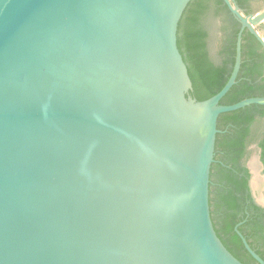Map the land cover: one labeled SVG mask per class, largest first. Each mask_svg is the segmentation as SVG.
Here are the masks:
<instances>
[{"label":"water","instance_id":"water-1","mask_svg":"<svg viewBox=\"0 0 264 264\" xmlns=\"http://www.w3.org/2000/svg\"><path fill=\"white\" fill-rule=\"evenodd\" d=\"M192 1L0 0V264H243L210 176L219 118L264 106L221 105L243 32L264 48V8L224 0L236 65L199 102L178 48Z\"/></svg>","mask_w":264,"mask_h":264},{"label":"trees","instance_id":"trees-1","mask_svg":"<svg viewBox=\"0 0 264 264\" xmlns=\"http://www.w3.org/2000/svg\"><path fill=\"white\" fill-rule=\"evenodd\" d=\"M236 2L241 8L246 7L249 10L252 9L251 6H249V0H236ZM211 4L214 5V10L212 9ZM216 16H221L223 18L224 24L222 30L230 32V35L227 36V48L229 49L230 54L226 58L221 57L220 54H218V57L211 55V49L214 48V45H212L213 43H209L210 39H208V37L210 36V29L212 26L211 19ZM240 28L241 25L231 16L228 8L224 5L223 0H193L184 13L179 24L178 48L187 65L189 77L193 84L191 96L199 102L214 97L227 84L232 72V68L229 69V66H233L235 62L236 43L238 33L241 30ZM245 40L255 45L254 50L248 54H246L244 51V45H242L243 56H247L251 61L242 65L237 85L234 86L224 97L221 101V105L230 106L246 99L264 97V93L254 92L255 86L250 85L243 79L244 77H248L254 81L256 78L260 77L261 71L258 68L254 69L253 66L260 64L259 57L260 59L264 58V51L255 38L249 34L248 30L244 31L243 44ZM256 58H258V60ZM256 108L259 107L256 106ZM249 110L250 108H247L234 113L222 115L219 118L218 129L221 130L223 122L225 123L226 120L239 119ZM225 141L226 135H217L216 150L221 149L222 153L215 152L216 156L214 158V164L211 167L210 197L212 196L213 184L217 182L213 181L215 176L214 171L220 174L221 181L227 182L223 185L224 187L234 185L239 192L246 188V183L242 179L238 180L237 176L233 174L232 171L222 167L220 163H217L218 161L226 163L225 155L223 154L227 150L226 147L223 146V142ZM241 143L242 141L232 140L229 144L232 147L237 148L240 147ZM233 161L235 162V159ZM234 168H236V166H234ZM243 199V197L239 198L236 194L229 192L227 189L219 191V194H217L216 197L218 203H215L213 207V200L210 198V208H216L217 211H215V213L223 214V216L219 218V222L216 223V219L212 216L214 210H211L212 221L218 237L235 258L243 264H259L248 253L242 240L235 232V226L240 220V202ZM229 211L234 212L227 213ZM244 228L245 226L239 227L238 232L242 234L252 250L255 251L264 261V250H258L254 247V244L250 242V239L253 238V234ZM258 230L259 229L256 231L258 232ZM261 237L264 239L263 236ZM254 242L257 243L255 240ZM262 248L264 249V245Z\"/></svg>","mask_w":264,"mask_h":264},{"label":"flooded vegetation","instance_id":"flooded-vegetation-1","mask_svg":"<svg viewBox=\"0 0 264 264\" xmlns=\"http://www.w3.org/2000/svg\"><path fill=\"white\" fill-rule=\"evenodd\" d=\"M224 5L226 6L225 2ZM211 6L212 9L214 10L213 7L214 5L211 4ZM249 6H251L252 8L251 10H249L246 7L241 8L238 5V7L245 13L246 16L259 14L264 8V0H249ZM231 16L234 18L232 14ZM211 24L212 26L210 29V36L208 37V39H210L209 43H213L212 45H214V48L211 49V55L214 57H218V54H220L221 57L226 58L230 54V51L227 48L228 46L227 36L230 35V32H226L222 30V26L224 22L221 16H216L215 18L213 17L211 19ZM259 30L264 31V24L260 25ZM239 34L240 32L238 33V37H237L235 62L233 66L231 65L229 66V69L232 68L230 78L232 76V73L236 65L237 44H238ZM243 34L241 40V68L243 64H246L251 61L247 56H243L242 45H244V51L246 52V54L251 53L255 47L254 44H252L247 40H245L243 44ZM249 34L255 38L257 43L264 51V48L259 42V40L250 32ZM258 51L261 52L260 50ZM256 59L258 60V58ZM259 62L260 64L257 66H253V68L254 69L258 68L261 71L260 77L256 78L254 81L248 77H244L243 79L245 82H248L250 85L255 86L254 92L264 93V58L260 59L259 57ZM246 67H250V66H246ZM241 68L239 70L238 77L241 72ZM237 80L234 86L237 85ZM256 106L259 108H256ZM247 108H250V110L246 111L242 115V117H240L239 119L226 120L225 123L223 122V126L221 127V130L218 129L220 131L219 133L220 135H226V141L223 142V146H225L227 150L223 153L225 155L226 163L225 162L221 163L219 161L217 162L220 163L222 167L232 171V173L237 176L238 180L242 179L246 183V188H244L242 191L239 192L237 187L234 185L224 187L223 185L227 182L221 181L220 174L214 171L215 176L213 178V181H217V182L213 184L212 196L210 198H212L213 200L212 205L214 207L215 203H218L216 200L217 194H219V191H222L223 189H227L229 192L236 194L239 198L243 197L244 199L240 202L241 204V208L239 210L240 220L235 226V232L238 234L239 237L240 235L242 236L241 233H238V228L245 226L244 229L248 230L251 234H253V238L250 239V242L254 244V247L256 249L263 251L264 249L262 248V246L264 245V239L261 236L264 237V106L253 105ZM232 140L242 141L240 147L237 148L232 147L229 144L232 142ZM216 151L222 153L221 149L216 150L215 147V152ZM234 159L235 162L233 161ZM234 166H236V168H234ZM213 207L211 209L212 211L214 210V214L212 216L213 218L216 219L215 222L218 223L219 222L218 219L221 218L223 214L215 213L217 209L216 208L213 209ZM232 212L234 211H229L227 213H232ZM257 229H259L258 232L256 231ZM254 240L258 244L255 243ZM253 252L257 255L255 251Z\"/></svg>","mask_w":264,"mask_h":264}]
</instances>
